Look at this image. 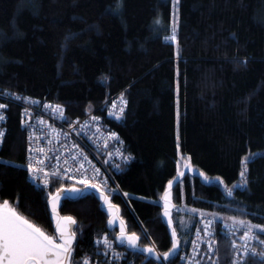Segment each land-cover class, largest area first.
Segmentation results:
<instances>
[{
  "label": "trees",
  "instance_id": "1",
  "mask_svg": "<svg viewBox=\"0 0 264 264\" xmlns=\"http://www.w3.org/2000/svg\"><path fill=\"white\" fill-rule=\"evenodd\" d=\"M109 7L122 8V16L109 15ZM173 17V0H0V94L9 89L52 101L73 119L124 93L122 120L105 122L134 157L116 176L133 211L114 188L107 194L126 231L148 243L146 231L162 254L172 249L176 228L181 247L169 264L191 242L200 213L264 224V0H179L177 23ZM174 23L178 44L170 39ZM11 104L0 150V202L8 200L53 235L47 192L54 187L28 182L27 132L21 106ZM178 140L193 169L183 177ZM169 180L172 225L163 215ZM245 181L242 190L234 187ZM59 211L76 221V264L95 255L96 237H116L119 230L96 190L68 195ZM231 236L216 235L202 264L260 263L253 256L239 259L241 237ZM260 236L264 241V232ZM121 246L131 258L137 255L136 264L156 262ZM257 247L256 257L264 259V245Z\"/></svg>",
  "mask_w": 264,
  "mask_h": 264
},
{
  "label": "snow or ice",
  "instance_id": "2",
  "mask_svg": "<svg viewBox=\"0 0 264 264\" xmlns=\"http://www.w3.org/2000/svg\"><path fill=\"white\" fill-rule=\"evenodd\" d=\"M178 4L179 0H173V6ZM106 12L109 15L122 16V8L120 7H109L106 9ZM156 23L159 24V20H157ZM176 31L177 28L174 23L172 26V35L170 39L172 41H176L178 44ZM177 55H179V53H177ZM103 79H107V77H104ZM177 91H179V84H177ZM15 98L21 99L19 96ZM121 99L123 104L127 105V101L123 100V98ZM7 107V104H0V109H6ZM46 107L58 114L60 118L66 119L63 108L60 104H56L54 107L53 105L48 104ZM113 107H115V104H113ZM24 111L27 113L28 109L25 108ZM124 111V107H121L119 109V114L110 111L109 115H113L117 120H120L123 117ZM4 119L5 116L0 115V120ZM98 119L99 118L96 116L91 117L92 121H97ZM27 123L28 121L26 120L25 124ZM69 125L71 126V122H69ZM110 136L114 139H119L115 132H111ZM3 137L4 133L0 132V143L3 142ZM29 152L30 156L29 163L27 164V171L31 173L34 180H42L44 185L53 184L54 190L47 192V197L49 198L51 205V212L56 219V231L59 233V235L52 236L46 234L35 223L31 222L26 216L22 215L16 207H13L8 200H3V202L0 203V264H76L72 255V245L76 239V232L70 227L71 225H74L76 221L72 216L60 215L58 209L61 206V198L63 196L64 199L67 200L69 193L76 194L87 190H96L99 193L100 199L107 206L109 214L112 216L110 223L116 224L117 216L115 209L117 206L112 203L111 197L107 194L106 186L108 178L105 176L103 180H100L97 175L99 174V169H94L93 175L89 176L88 169L85 168L83 163H80L79 167L76 168L69 167L66 170L57 169L55 172H50V166L45 164V160L49 159L47 155H45L44 159L40 161L39 165L32 162L33 157L31 153H43V148L32 149L30 145ZM120 155L123 156L122 153H120ZM123 158L125 162H130L134 159L131 154L124 156ZM65 164H67V161H65ZM185 167H187L189 170H193L190 163L186 164ZM116 168L117 170H121L119 164L116 165ZM184 175V172L180 173L181 177ZM198 175L203 177L205 182L211 183L209 176L204 172L200 171ZM244 175V172L240 173L241 177H244ZM62 178L66 179L67 181H72L73 183L65 186L61 183ZM217 182L222 183L221 178L217 177ZM246 183L247 182L245 181L244 184H237L234 187L242 190ZM77 184L82 185L83 187H77ZM179 187L180 186L177 185L178 189ZM167 188L168 191H165L162 197L163 215L164 217L168 218V224L172 225V212L170 211V209L174 207L172 203V180L167 182ZM112 191L113 195H115L116 190ZM232 194L233 189L229 188L228 195L231 196ZM122 195L125 197L129 196L127 192L122 193ZM191 211L196 212L198 210L192 209ZM230 219L233 221V223L228 226L229 231L235 232L238 230V228H243L244 233L241 239H243L245 242L251 239H258V236L255 234L256 229L264 232V224H253L251 221L237 220V218L234 216L230 217ZM212 222L213 221L209 219L204 221V231L206 233H209V227L211 226ZM171 237L173 240L172 249L171 251L164 252L163 256L161 257L156 253V249L151 245L138 248V242L141 240V237L136 232L128 234L125 228V222L121 219L119 223V233L117 239L120 244L127 243L129 248L136 249L140 252L153 254L157 261H160L161 259L163 261H170V258L173 257L176 251L181 247V241L178 237L175 227L172 228ZM96 243L99 244L100 241L98 240ZM193 243H195V241H193ZM260 243L264 245V241H260ZM103 245L104 250L98 254L108 256L109 250H112L114 253L113 242L109 240L107 235H105L103 238ZM208 246L211 250L212 245L210 242ZM241 247L246 249L247 243ZM237 255H239V250H237ZM261 255L264 256V253ZM83 264H88V261H83ZM105 264H110V262L105 261Z\"/></svg>",
  "mask_w": 264,
  "mask_h": 264
},
{
  "label": "built area",
  "instance_id": "3",
  "mask_svg": "<svg viewBox=\"0 0 264 264\" xmlns=\"http://www.w3.org/2000/svg\"><path fill=\"white\" fill-rule=\"evenodd\" d=\"M167 41L169 40L167 39ZM17 96L21 97V99H16L15 97ZM1 99H5L9 103L21 106V127L25 129L28 137V163L30 156L29 146L31 145L32 149L43 148V153H31L33 163L39 165L40 161L44 159L45 155H47L49 159L45 160V164L50 166V172H55L57 169L66 170L69 167L76 168L79 167L80 163H83L85 168L88 169L89 176L93 175L94 169H99V174H97L98 178L100 180H103L105 176L108 178L106 189L109 186L114 185L122 195L123 191L120 189L116 180L117 174L120 173V170H117L116 165L119 164L121 169L123 165L129 163L125 162L123 158L124 156L129 155V153L125 150L124 140L117 131L107 126L105 119H102L100 123H94L88 115L74 118L72 120L62 119L58 114L46 107L48 104H51L54 107L56 103L30 95H20L10 91H4L3 94H0V100ZM25 108L28 109L27 113L24 111ZM111 112L119 114V110ZM0 115L5 116L4 120H0V132L4 133L3 142L0 143L1 149L4 145L5 135L7 133V127L3 126V123L7 118L6 116H8L7 110L0 109ZM109 118L111 120L119 121L113 115H109ZM26 120L28 121L27 124H25ZM69 122H71V126L69 125ZM56 125L65 129V134L62 138L72 140L73 144L71 150L63 151L58 149L59 142L62 138H58L56 135L54 129ZM111 132H115L119 139L117 140L111 137ZM120 153H122L123 156L120 155ZM65 161H67V164H65ZM130 162H132V160ZM28 176L35 187L46 188L49 186L44 185L42 180H34L30 172H28ZM123 197L125 198V196ZM206 219L213 221L209 227V233L211 234L204 231V221ZM220 222L221 221L216 218L200 215L196 222L191 245L188 250L180 255L176 264H202L205 262L206 256L203 257V255L213 250L214 245L216 244V235L231 236L232 233H237L240 237L243 236V228H238L237 231L230 232L228 226L232 223ZM255 234L258 236V239H251L247 242L241 239V243L237 244V246L235 245L236 253L237 250H239V257L244 255H258L257 250L259 249L257 246L262 245L260 243L262 238L259 237L256 231ZM103 238L104 237L98 238L94 242L95 246L98 248V253H101L104 250ZM98 240L100 241L99 244L96 243ZM109 240L113 242L114 253L112 250H109L108 256L102 254H98L96 257L87 255L85 260L88 261V264H105V261H109L110 264H135L133 259H129L126 251L120 250L116 246L114 239L109 238ZM193 241H195V243H193ZM209 242L212 245L211 250L208 246ZM245 243H247L246 249L241 247L245 245ZM212 253L213 251L211 254ZM161 264H167V262L161 259Z\"/></svg>",
  "mask_w": 264,
  "mask_h": 264
},
{
  "label": "bare ground",
  "instance_id": "4",
  "mask_svg": "<svg viewBox=\"0 0 264 264\" xmlns=\"http://www.w3.org/2000/svg\"><path fill=\"white\" fill-rule=\"evenodd\" d=\"M173 45H174V44H173ZM3 91H10V90H9V89H5V90H3ZM121 98H123V100H126V97H125V95H124L123 92H120V93H118V94L112 96L111 98L107 99V100H106V101L100 106V107L105 108L106 110L97 109V110H94V111H92L91 113H89L88 116L90 117V119H91L92 116H96V117H98L99 119H98L97 121H93V122H94V123H100L102 119L109 118V112H110V111L119 110L121 107H124L125 111L128 110V106L123 104V101H122ZM0 103H1V104H7L8 107H7L6 109H9L10 106L12 105L11 103H9V102H8L7 100H5V99H1V100H0ZM113 104H115V107H113ZM6 117H7V118H6V120L4 121V123H3V126H5V127H7V124H8V122H9V116H6ZM110 128H112V127L110 126ZM112 129H114V128H112ZM114 130H115V129H114ZM115 131H116V130H115ZM72 144H73L72 140H70V139H68V138H62V139L60 140V142H59L58 149L63 150V151H69V150H71V148H72ZM125 150H126V152H128L127 149H126V147H125ZM128 153H129V152H128ZM129 154H130V153H129ZM29 155H30V154H29ZM131 155H132V154H131ZM130 164H131V162H129V163L123 165V166L121 167V169H123L124 167H126V166H128V165H130ZM27 180H28V182L31 183L30 177H29L28 175H27ZM126 204H127V205L129 206V208L133 211L130 202L127 201Z\"/></svg>",
  "mask_w": 264,
  "mask_h": 264
},
{
  "label": "rangeland",
  "instance_id": "5",
  "mask_svg": "<svg viewBox=\"0 0 264 264\" xmlns=\"http://www.w3.org/2000/svg\"><path fill=\"white\" fill-rule=\"evenodd\" d=\"M173 12H174V17H173V21L175 22V23H177V21H178V5H176V6H173ZM51 122V121H50ZM54 127V126H53ZM54 129H55V132H56V135L58 136V138H62V136L65 134V129L63 128V127H58L57 125H56V127H54ZM37 144V143H36ZM178 157H179V168H180V173L181 172H185V171H189V172H192V170H189L187 167H185V165L186 164H188V163H190V160L188 159V157L187 158H185V156L181 153V150H180V146H179V140H178ZM77 187H82V186H78L77 185ZM82 193V192H81ZM78 194H80V193H76V194H73V193H69L68 195L69 196H73V197H76ZM63 196H62V198H61V202H62V200H63ZM0 203H2V202H0ZM105 205V204H104ZM49 206H50V209H51V205H50V202H49ZM105 207H107L106 205H105ZM182 210H185V211H191V210H188L187 208H185V207H183V208H181ZM107 210H108V208H107ZM58 211H59V209H58ZM115 211H116V209H115ZM108 212H109V210H108ZM52 213V212H51ZM59 213H60V215L61 216H68V215H63L60 211H59ZM52 216H53V218H54V220H55V230H56V219H55V216L52 214ZM111 216V215H110ZM116 216H117V211H116ZM112 217V216H111ZM117 219H118V217H117ZM117 224L118 223H120L119 222V220H117V222H116ZM71 227V229H72V227H73V225H71L70 226ZM118 233H119V230H118V232H117V234H116V238L118 237ZM128 234H131V233H128ZM48 235H52V234H48ZM59 235V233L56 231V234H53L52 236H58ZM118 240V239H117ZM119 242V241H118ZM74 243H75V241L73 242V245H72V247L74 246ZM120 244V243H119ZM120 245H126L127 247H128V245H127V243H124V244H120ZM149 245H151L152 247H154L153 245H152V243H150V242H148V243H145V242H138V248H143V247H147V246H149ZM171 251V250H170ZM145 253H147V252H145ZM149 256H151V257H153V258H155L154 257V255L153 254H149V253H147ZM175 255H176V253H175ZM174 255V256H175Z\"/></svg>",
  "mask_w": 264,
  "mask_h": 264
},
{
  "label": "water",
  "instance_id": "6",
  "mask_svg": "<svg viewBox=\"0 0 264 264\" xmlns=\"http://www.w3.org/2000/svg\"><path fill=\"white\" fill-rule=\"evenodd\" d=\"M73 228V227H72ZM73 230V229H72Z\"/></svg>",
  "mask_w": 264,
  "mask_h": 264
}]
</instances>
